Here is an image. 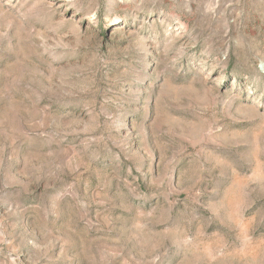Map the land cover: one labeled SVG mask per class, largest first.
<instances>
[{"label":"rangeland","instance_id":"obj_1","mask_svg":"<svg viewBox=\"0 0 264 264\" xmlns=\"http://www.w3.org/2000/svg\"><path fill=\"white\" fill-rule=\"evenodd\" d=\"M0 264H264V0H0Z\"/></svg>","mask_w":264,"mask_h":264}]
</instances>
